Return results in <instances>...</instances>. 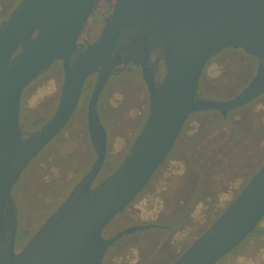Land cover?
I'll return each mask as SVG.
<instances>
[{
  "label": "water",
  "instance_id": "1",
  "mask_svg": "<svg viewBox=\"0 0 264 264\" xmlns=\"http://www.w3.org/2000/svg\"><path fill=\"white\" fill-rule=\"evenodd\" d=\"M98 1L19 0L0 22V264H102L113 241L103 238V229L143 190L173 149L189 115L213 110L225 118L264 93L260 65L236 95L227 99L198 96L203 67L220 50L239 48L264 62V0H108L112 6L101 30L84 46L79 39ZM131 26L142 31L140 65L148 113L127 155L96 182L107 150L97 102L109 77L124 63L114 48L120 33ZM151 37L160 44L165 65L158 81L145 62ZM55 62L62 69L56 107L38 130L24 137L19 122L22 92ZM93 74L85 120L95 160L16 251L11 189L31 160L66 126L85 81ZM263 216L264 162L170 264H216Z\"/></svg>",
  "mask_w": 264,
  "mask_h": 264
},
{
  "label": "rangeland",
  "instance_id": "2",
  "mask_svg": "<svg viewBox=\"0 0 264 264\" xmlns=\"http://www.w3.org/2000/svg\"><path fill=\"white\" fill-rule=\"evenodd\" d=\"M101 28V20L90 19L86 29L90 32V38L94 39ZM220 57L226 60H215L209 65L202 93L210 91L211 94L226 96L237 91L226 80L229 69L252 62L249 57L230 51L222 52ZM94 79L95 75L85 82L78 111L64 129L31 160L11 189L16 206L17 234L26 231L29 238L67 197L73 185L95 160L85 121L86 103ZM61 80L62 70L56 64L23 90L19 122L24 137L38 130L54 111ZM97 111L107 132L106 157L96 179L99 182L127 155L147 116V90L139 70L123 71L111 76L101 91ZM239 111L242 108L231 111L229 115ZM248 111L263 116L264 96L250 104L239 116ZM246 117L231 125L228 122L215 125L218 116L213 110L190 117L182 140L169 160L145 191L105 227L102 235L107 238L121 229L153 222L170 226L167 229L138 230L122 235L108 248L102 264H170L209 226L217 211L231 201L264 161V133L248 130L250 119L248 121ZM210 122L214 124L212 135L223 132L226 136H233L237 142L233 147L238 149L235 160H232L234 166L222 174L193 180L188 185L187 195L182 197L180 191L183 187L181 176L184 163L181 157L190 153L187 146L192 134L197 132L200 135ZM169 197H182V201L174 209L173 205L169 206ZM245 250H249L248 253L253 251L252 247ZM237 255L240 254H231L221 264H254L250 255Z\"/></svg>",
  "mask_w": 264,
  "mask_h": 264
},
{
  "label": "flooded vegetation",
  "instance_id": "3",
  "mask_svg": "<svg viewBox=\"0 0 264 264\" xmlns=\"http://www.w3.org/2000/svg\"><path fill=\"white\" fill-rule=\"evenodd\" d=\"M18 2H19V0H0V22L7 17V15L18 4ZM111 6H112L111 1L99 0L97 7H96V10L91 14V16L89 17V20L93 19V21H98V19H99V20H101L102 25H103L104 18L109 14V12L111 10ZM95 17L97 19H95ZM89 20H88V23H89ZM88 23H87V25H88ZM87 25H86V28H87ZM86 28L84 29V31H83L82 35L80 36V39H79V41L84 46L93 41V39L90 38L89 30H87ZM141 35H142L141 29L136 27V26H131V27L125 28L120 33L118 40H117V43H116V46L114 48V52H117L122 56V58L124 59V63H121L119 65L118 71L113 72L111 76L117 75L123 71H132V70H139V72L141 74L140 62L142 61L141 52L143 51L142 47L140 46V43H139V37ZM146 47H147V51H148V54L145 58L146 65L150 66L152 68L155 80L158 81L162 78L164 71H165V65L163 62V54H162L160 44L154 38L151 37V38H149L148 42L146 43ZM224 51H230L232 53H238L240 55L247 56L252 60V62H251V64L248 63L247 65L246 64H244V65L238 64L234 68L229 69L226 80L228 81V84L229 83L233 84L234 88H236L237 91H235L231 94H228L226 96H220L218 94L217 95L211 94L210 91H208L206 93H202L203 82L207 81L205 78L207 68L215 60L216 61L217 60L218 61L226 60V58L220 57V55ZM227 63L229 64V62H227ZM260 65H261V68L264 69V62L261 59L256 58L252 55H249L239 48L238 49L224 48V49L220 50L219 52H217L216 54H214L213 56H211L207 60L206 64L204 65L203 70H202L201 75H200V79H199L198 96L203 97V98H211V99H227V98H230V97L236 95L244 86L247 85V83L250 81V79L256 74L257 69ZM93 75H95V74H93ZM93 75H91L90 77H92ZM90 77H88L87 80ZM87 80L85 82H87ZM85 85H86V83H84L79 103H78L77 108L74 111L72 117L78 111V108L82 102V97L84 94ZM263 96H264V93L259 95L258 97H256L252 101L248 102L247 104L239 107V108H242L241 112L243 113V111L245 109H247V107L250 104L259 100ZM86 105H87V103H86ZM236 109H238V108H236ZM236 109H234V110H236ZM201 112H203V111L190 114L188 119L185 121L184 125L189 122V119L192 115H195V114L201 113ZM214 112L217 114L218 117H221L222 119L227 120L228 124H230V125L236 124L241 118L248 116V118L246 117L247 120L250 119V123L247 127L248 130H250V131L256 130L257 134L264 133V115L261 116L257 112L248 111L245 115L242 114L239 116V113H241L240 111L229 115V113L231 112L230 111L225 118L222 117L217 111H214ZM97 113H98V111H97ZM98 116L100 117L99 113H98ZM85 117H86V115H85ZM22 134H23V132H22ZM30 134H28V135H30ZM135 226L137 227L135 231H138L141 228V225H135ZM104 229L102 231V234L104 232ZM122 230L123 229H121V230L115 232L113 235H109L107 237V238H113L111 245H113L115 242H117L118 239L120 237H122V235H124V234L120 233ZM135 231H133V232H135ZM24 243H25V241L18 242L17 231H16V238H15V244H14L15 250L17 251L18 248L20 249L24 245ZM110 246H108V247H110Z\"/></svg>",
  "mask_w": 264,
  "mask_h": 264
},
{
  "label": "trees",
  "instance_id": "4",
  "mask_svg": "<svg viewBox=\"0 0 264 264\" xmlns=\"http://www.w3.org/2000/svg\"><path fill=\"white\" fill-rule=\"evenodd\" d=\"M75 55H76V53H74L73 56L71 57L70 63H71V61ZM56 64L60 65L59 62H55L52 64V66H54ZM226 122H227V120H224L221 117H218L217 119H215V125H217V124L223 125ZM185 126H186V124L183 126V128H182L171 152L167 155L165 160L162 162V164L158 167V169L152 175V177L150 178V180L148 181L146 186L143 188V190L136 196V198L123 211H125L140 196V194L145 191V189L151 183L152 179L159 173V171L162 169V167L169 160V157L171 156L172 152L176 149L177 145L182 140L183 133L185 130ZM213 126H214L213 122L212 123L210 122V124L208 126H206V128H204L201 131L200 135H198V133L196 132V133H193L192 136L190 137V140H189L190 142L187 146L190 149V153L181 157V159L184 163V171H183V174L181 176L182 182H183V185H182L183 187L180 191L181 196L187 195V191H188V187H189L188 185L189 184L191 185V182L193 180L197 181L199 179L202 180L203 178H209V176L210 177L216 176L217 173L222 174L223 172L228 170L230 167L234 166L232 163V160L233 159L235 160L236 156H234V155H235V153H238L237 152L238 149L233 148V147L237 145V142L235 141V139H233L234 138L233 136H226L223 132L222 133H216L215 132L214 134H217V135H212L213 134V131H212ZM175 195H176V193H175ZM181 198L169 197V200H167L168 203H170L169 206L173 205L174 209H175L176 207H178L177 205L182 201ZM167 201H166V204H167ZM227 204L225 205V207L227 206ZM225 207H221V209H219L217 211V213L214 215L210 224L218 217V215L222 212V210ZM169 226L170 225L165 224V223H164V225H162V224H159L157 222H153V223H148V224H142L141 228L139 230L146 231V230L157 229V228L158 229L159 228L160 229H163V228L167 229ZM203 231H204V229L201 231V233ZM201 233H199L196 236V238ZM27 238H28V234L26 231H23L20 234H17L18 242L24 241ZM247 247L248 248L252 247L253 251L248 253L249 250H245ZM108 248L109 247H107L105 254L107 253ZM184 250H182L180 252V254ZM237 252H238V254H240L237 256H240V257H242V255H244V254L250 255V257L254 260V264H264V216L258 222L255 229L236 248H234L226 256H224L222 259H220L216 264H221V263L225 262L228 258H230L231 254H235ZM258 259H259V261L257 262Z\"/></svg>",
  "mask_w": 264,
  "mask_h": 264
}]
</instances>
